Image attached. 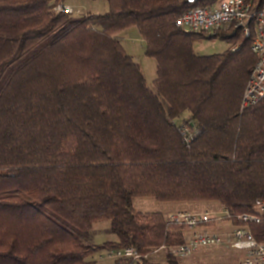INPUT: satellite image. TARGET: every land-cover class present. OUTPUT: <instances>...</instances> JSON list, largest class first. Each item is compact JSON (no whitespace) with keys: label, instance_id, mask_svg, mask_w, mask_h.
I'll use <instances>...</instances> for the list:
<instances>
[{"label":"trees","instance_id":"obj_1","mask_svg":"<svg viewBox=\"0 0 264 264\" xmlns=\"http://www.w3.org/2000/svg\"><path fill=\"white\" fill-rule=\"evenodd\" d=\"M64 1L0 0V264H101L108 250L184 242V226L136 211L137 197L253 212L264 97L241 104L254 34L178 28L185 0H105L80 17L53 10ZM131 28L157 63L153 88L119 38ZM203 38L231 46L200 55ZM100 221L115 241L95 243ZM253 230L264 241V223Z\"/></svg>","mask_w":264,"mask_h":264},{"label":"built area","instance_id":"obj_2","mask_svg":"<svg viewBox=\"0 0 264 264\" xmlns=\"http://www.w3.org/2000/svg\"><path fill=\"white\" fill-rule=\"evenodd\" d=\"M189 5L177 19L176 26L187 32L217 34L220 31H242L254 34L252 51L257 56L253 73L247 83L242 108L254 105L264 97V3L255 0H185ZM56 12L73 13V8L57 3ZM238 46H233L236 50ZM188 131V130H187ZM194 135V134H193ZM167 219L184 226L183 243L162 246L152 254L166 253L184 258L210 247L243 250L242 264H264V241L258 240L253 226L264 223V198L257 199L253 212L234 215L228 208L200 211L180 210L167 214ZM143 256L135 247L108 250L98 257L115 264H138Z\"/></svg>","mask_w":264,"mask_h":264},{"label":"rangeland","instance_id":"obj_3","mask_svg":"<svg viewBox=\"0 0 264 264\" xmlns=\"http://www.w3.org/2000/svg\"><path fill=\"white\" fill-rule=\"evenodd\" d=\"M60 3V2H59ZM63 3L73 8L75 17H80L85 14L93 13H105V2L100 3L96 0H65ZM210 35V34H207ZM138 34L136 29H130L128 33H123L119 36L121 42L127 52L132 56L135 62L141 65L143 73L147 79L148 86L153 88V81L157 76V63L155 59L145 55V43L137 39ZM231 46V43L221 38H203L195 41V51L200 55H211L221 53L227 50ZM180 124L182 120L179 121ZM185 204V205H184ZM133 206L136 211L141 212H156L161 211L166 214L169 212H175L180 210L188 211H200L212 208H219L218 204L214 203H192L188 206L186 203H164L159 202L153 198L137 197L133 201ZM110 227L109 221H100L96 223L95 230L96 235L94 241L96 243H104L106 241H114L117 236L113 233H109L107 230ZM155 254V253H154ZM100 255L97 256V258ZM246 258V252L243 250H234L230 248L222 247H210L202 249L193 255L184 258H175L178 264H242V261ZM150 260V261H149ZM101 264H113L110 261H101ZM167 258L161 252L150 256L148 264H166Z\"/></svg>","mask_w":264,"mask_h":264},{"label":"crops","instance_id":"obj_4","mask_svg":"<svg viewBox=\"0 0 264 264\" xmlns=\"http://www.w3.org/2000/svg\"><path fill=\"white\" fill-rule=\"evenodd\" d=\"M96 1H99L100 3H103V1L105 2V6H106V11H105V13L108 11V3H107V1H105V0H96ZM132 29V28H131ZM133 29H136V33L138 34V37H137V39H139L141 42H143V43H145V45H146V42L144 41V39L141 37V35L139 34V31H138V29L137 28H133ZM130 30V29H129ZM129 30H127L125 33H128V31ZM146 47V46H145ZM195 49V48H194ZM196 52V51H195ZM197 53V52H196ZM198 54V53H197ZM156 71H157V67H156ZM206 203H208V202H206ZM174 204V203H173ZM188 206H190V204H192V203H186ZM185 205V204H184ZM196 211V210H195ZM165 213V212H164ZM169 213H171V212H169ZM168 214V213H167ZM115 241V240H114ZM96 243V242H95Z\"/></svg>","mask_w":264,"mask_h":264}]
</instances>
